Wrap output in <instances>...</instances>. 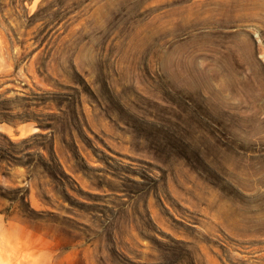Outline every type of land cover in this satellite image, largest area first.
<instances>
[{"label": "rangeland", "instance_id": "374dc122", "mask_svg": "<svg viewBox=\"0 0 264 264\" xmlns=\"http://www.w3.org/2000/svg\"><path fill=\"white\" fill-rule=\"evenodd\" d=\"M0 264H264V0H0Z\"/></svg>", "mask_w": 264, "mask_h": 264}]
</instances>
